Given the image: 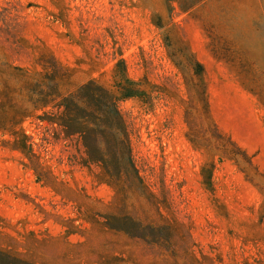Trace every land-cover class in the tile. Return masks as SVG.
<instances>
[{"label":"rangeland","instance_id":"1","mask_svg":"<svg viewBox=\"0 0 264 264\" xmlns=\"http://www.w3.org/2000/svg\"><path fill=\"white\" fill-rule=\"evenodd\" d=\"M43 51L68 89L125 76L143 93L118 103L122 165L116 138L93 162L80 136L36 118L23 127L46 182L0 143V264H264V178L194 145L186 122L188 109L209 123L205 92L264 174V0H0V74L42 71Z\"/></svg>","mask_w":264,"mask_h":264},{"label":"trees","instance_id":"2","mask_svg":"<svg viewBox=\"0 0 264 264\" xmlns=\"http://www.w3.org/2000/svg\"><path fill=\"white\" fill-rule=\"evenodd\" d=\"M37 64L42 71L26 67H11L7 73L0 74V143L20 152L38 177L44 168L34 150L30 135L23 127L29 118L59 126L67 135H78L83 141L91 161H99V140L114 137L119 143L114 146L113 160L122 165V151L127 146L128 132L118 103L123 98L143 93L135 81L128 78L118 79L117 90L100 85L91 80L75 90L66 88L70 82V70L54 55L41 52ZM125 82L126 84H121ZM204 111L209 119L206 127L191 118L186 109V122L189 126L188 139L196 146L206 147L218 152L225 159L233 161L247 179L254 181L264 178L255 161V154L239 145L230 135L220 131L210 118V106L204 92ZM202 129L208 136L202 135ZM206 137V138H205ZM111 159V160H112ZM215 162L202 167L204 183L213 190L211 174ZM210 175V176H209ZM48 178H41L46 182ZM1 249V248H0ZM3 251L0 250V253Z\"/></svg>","mask_w":264,"mask_h":264}]
</instances>
